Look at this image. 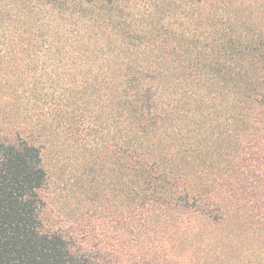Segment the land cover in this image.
I'll list each match as a JSON object with an SVG mask.
<instances>
[{"label":"trees","instance_id":"1","mask_svg":"<svg viewBox=\"0 0 264 264\" xmlns=\"http://www.w3.org/2000/svg\"><path fill=\"white\" fill-rule=\"evenodd\" d=\"M114 2L38 7L82 17ZM22 9H37L35 0L0 5L2 33ZM250 24L233 22L237 37L221 48L150 54L165 64L147 66L149 85L133 64L105 85L122 87L108 100L120 144L102 142L79 166L64 220L41 148L0 123V264H264V34L250 35ZM88 88L97 106L96 84Z\"/></svg>","mask_w":264,"mask_h":264},{"label":"rangeland","instance_id":"2","mask_svg":"<svg viewBox=\"0 0 264 264\" xmlns=\"http://www.w3.org/2000/svg\"><path fill=\"white\" fill-rule=\"evenodd\" d=\"M20 1L30 0L0 5ZM42 2L11 13L12 30L0 31V123L6 133L18 132L41 148L52 179L50 200L63 220L75 208H69L71 200L64 202L74 191L79 166L102 142L120 144V115L110 118L108 100L121 96L122 87L113 93L106 84L125 80L123 72L133 64L149 85L147 66L165 64L147 59L150 54H166L178 44L184 50L221 48L234 42L230 25L242 19L251 22L250 35L264 34V0H122L88 9L82 17L58 16L39 8ZM91 83L100 96L97 106L86 97L93 94ZM109 158L104 173L111 182L116 175Z\"/></svg>","mask_w":264,"mask_h":264}]
</instances>
